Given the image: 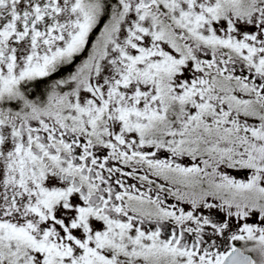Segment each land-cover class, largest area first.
<instances>
[{
  "label": "snow or ice",
  "instance_id": "6c2138e0",
  "mask_svg": "<svg viewBox=\"0 0 264 264\" xmlns=\"http://www.w3.org/2000/svg\"><path fill=\"white\" fill-rule=\"evenodd\" d=\"M0 264H264V0H0Z\"/></svg>",
  "mask_w": 264,
  "mask_h": 264
}]
</instances>
